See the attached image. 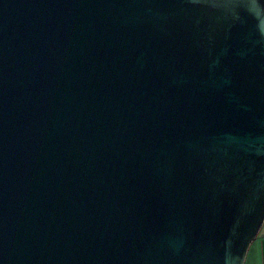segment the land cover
Wrapping results in <instances>:
<instances>
[{"label": "water", "instance_id": "water-1", "mask_svg": "<svg viewBox=\"0 0 264 264\" xmlns=\"http://www.w3.org/2000/svg\"><path fill=\"white\" fill-rule=\"evenodd\" d=\"M264 225V0H0V264H245Z\"/></svg>", "mask_w": 264, "mask_h": 264}, {"label": "crops", "instance_id": "crops-1", "mask_svg": "<svg viewBox=\"0 0 264 264\" xmlns=\"http://www.w3.org/2000/svg\"><path fill=\"white\" fill-rule=\"evenodd\" d=\"M245 264H264V225L248 250Z\"/></svg>", "mask_w": 264, "mask_h": 264}]
</instances>
